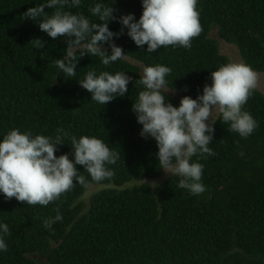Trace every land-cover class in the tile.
<instances>
[{
    "label": "trees",
    "instance_id": "1",
    "mask_svg": "<svg viewBox=\"0 0 264 264\" xmlns=\"http://www.w3.org/2000/svg\"><path fill=\"white\" fill-rule=\"evenodd\" d=\"M44 2L0 0V140L12 129L53 138L64 129L77 139L100 138L120 159L108 166L113 175L101 182L77 165L88 186L77 184L48 206H28L0 194V222L10 229L0 264H264V92L255 89L244 106L259 125L248 138L229 131L220 113L215 118L209 147L216 155L191 161L203 165L206 190L200 195L179 188L180 178L161 169L157 144L141 136L132 110L144 90L136 81L145 66L172 70L166 99L167 90L193 99L202 95L212 83L211 72L232 63L221 53L220 41L235 46L243 63L263 74L264 0H198L202 31L191 49L168 46L149 54L147 45L137 47L125 29L114 42L127 60L104 66L86 55L74 77L55 66L63 59L66 39L50 38L24 15ZM104 2L117 18L134 14L138 21L143 13L142 0ZM95 3L83 0L79 8L65 11L99 23L89 12ZM53 11L45 9L49 15ZM109 28L118 33L122 25L112 21ZM35 39L45 47L34 49ZM89 71L127 73L132 77L128 92L107 105L93 102L77 82ZM172 95L168 100L178 107L180 100ZM63 144L57 157L68 154L74 160L71 140ZM57 208L63 220L46 229L43 221L55 217Z\"/></svg>",
    "mask_w": 264,
    "mask_h": 264
},
{
    "label": "clouds",
    "instance_id": "2",
    "mask_svg": "<svg viewBox=\"0 0 264 264\" xmlns=\"http://www.w3.org/2000/svg\"><path fill=\"white\" fill-rule=\"evenodd\" d=\"M82 2L45 0L24 13L26 19L38 22L40 30L50 38L66 39L68 46L63 59L55 60V66L67 77L76 76L78 63L86 55L98 57L104 66L127 60L129 55L114 42V38L125 34V29L137 47L143 49L147 45L149 54L168 46L191 49L192 40L202 31L198 0H142L143 13L138 21L134 14L117 18L113 7L107 6L104 0H96L89 12L99 23L83 14L65 11L66 7L79 8ZM46 8L53 9V13H46ZM112 21L122 25L120 32L110 30ZM31 44L34 49L45 47L40 39ZM104 45H109L111 51L108 52ZM171 71L160 64L143 67L136 83L144 90L138 93L132 110L142 125L141 136L150 137L157 144L161 169L180 178L179 188L200 195L206 190L201 182L204 169L201 163L191 162L192 157L201 155L207 159L216 155L209 145L214 139L217 119L213 115L217 110L220 121L230 124L229 131L245 139L254 133L258 122L244 106L257 87L259 74L242 62L222 65L211 72L212 83L204 86L202 95L196 99L185 96L176 107L168 100L171 91L167 99L164 94ZM131 81L132 77L125 72L104 71L97 75L89 71L77 82L92 94L93 102L107 105L123 97ZM65 138L71 140L74 160L68 154L56 155ZM119 159V152L94 136L77 139L70 132L57 129L53 138L12 129L0 140V194L7 199L26 202L28 206H48L75 185L88 186L87 178L78 171L77 165L83 166L92 181L101 182L113 175L108 166L115 165ZM55 211V217L43 221L46 229L51 230L63 220L59 208ZM8 234V224L0 222V252L8 251L5 240Z\"/></svg>",
    "mask_w": 264,
    "mask_h": 264
},
{
    "label": "rangeland",
    "instance_id": "3",
    "mask_svg": "<svg viewBox=\"0 0 264 264\" xmlns=\"http://www.w3.org/2000/svg\"><path fill=\"white\" fill-rule=\"evenodd\" d=\"M213 35L216 37L215 34H213ZM220 43H221V53L222 54L227 55L228 57H230L232 62H235V63H241L242 62L243 63L242 58L240 56V53H239L238 49L235 46L227 44V43H224L223 41H220ZM256 89H259L260 91L264 92V73L263 74H259L258 83H257ZM167 92H169V91L167 90ZM169 93H170V95L173 94L172 96H175L180 101L183 98L182 96H180V95H178L176 93H172V92H169ZM218 114H219V111L217 110L214 113L213 118L215 119ZM166 175L168 176L169 174H166ZM164 179L165 178L160 179V182H163ZM149 183L154 185V186L157 184L155 181H149ZM95 189H97V188L95 187L94 189H92V191L95 190ZM38 261H40V263H41V261H43V260L39 257Z\"/></svg>",
    "mask_w": 264,
    "mask_h": 264
}]
</instances>
